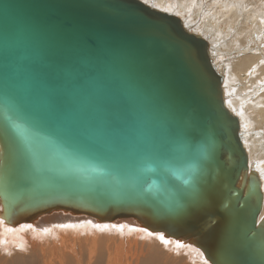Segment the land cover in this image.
I'll return each mask as SVG.
<instances>
[{
  "label": "water",
  "instance_id": "1",
  "mask_svg": "<svg viewBox=\"0 0 264 264\" xmlns=\"http://www.w3.org/2000/svg\"><path fill=\"white\" fill-rule=\"evenodd\" d=\"M221 83L208 43L142 0H0V129L22 132H0L2 226L128 220L212 264H264Z\"/></svg>",
  "mask_w": 264,
  "mask_h": 264
},
{
  "label": "bare ground",
  "instance_id": "2",
  "mask_svg": "<svg viewBox=\"0 0 264 264\" xmlns=\"http://www.w3.org/2000/svg\"><path fill=\"white\" fill-rule=\"evenodd\" d=\"M208 2L149 0L147 4L175 15L186 32L208 43L213 68L222 80L224 105L238 118V136L247 158L241 176L259 184L258 221L264 224V0ZM254 39L259 48L251 45ZM2 225L0 221V258H10V264H212L191 242L128 220L101 224L55 211L38 217L30 227Z\"/></svg>",
  "mask_w": 264,
  "mask_h": 264
},
{
  "label": "snow or ice",
  "instance_id": "3",
  "mask_svg": "<svg viewBox=\"0 0 264 264\" xmlns=\"http://www.w3.org/2000/svg\"><path fill=\"white\" fill-rule=\"evenodd\" d=\"M143 2L145 4H147L149 2V0H143ZM5 120L7 121V124L5 126L4 129H0V132H3V133H6L8 131V129H12L13 131H15L17 133V135H22V132L19 130L18 126L11 120L10 117H5ZM33 169L34 170H38V166L35 162H33ZM185 183H187V181H185ZM0 191H9V185L7 183H3V184H0ZM193 193H187L183 190H180L177 192V197H183V196H186V195H192ZM27 227H30V225H28ZM59 227H69V225H59ZM97 227H107L106 225L104 226H100V225H97ZM143 231H147V229H142ZM154 233H149V235H153ZM159 235V238L165 243V244H168L169 241L165 239L164 235L163 234H157ZM179 243V241L177 242Z\"/></svg>",
  "mask_w": 264,
  "mask_h": 264
},
{
  "label": "rangeland",
  "instance_id": "4",
  "mask_svg": "<svg viewBox=\"0 0 264 264\" xmlns=\"http://www.w3.org/2000/svg\"><path fill=\"white\" fill-rule=\"evenodd\" d=\"M199 1V0H198ZM213 0H209V2H208V4H210L211 2H212ZM207 4V5H208ZM203 23V22H202ZM251 45H255L257 48H259L260 47V45L261 44H257V41H255V39H254V41L252 42V44ZM263 48H264V46H263ZM262 48V49H263ZM227 53H231V52H227ZM225 58H227V56H225L224 57V60H225ZM229 62H231V61H226V63L224 64V65H226L227 63H229ZM10 259V258H9ZM7 260V261H4V260H2L1 258H0V264H10V263H12L10 260ZM3 261V262H2ZM2 262V263H1ZM5 262V263H4Z\"/></svg>",
  "mask_w": 264,
  "mask_h": 264
}]
</instances>
